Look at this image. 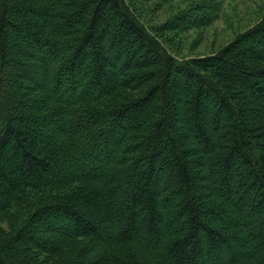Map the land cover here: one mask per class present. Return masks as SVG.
<instances>
[{"label":"trees","instance_id":"obj_1","mask_svg":"<svg viewBox=\"0 0 264 264\" xmlns=\"http://www.w3.org/2000/svg\"><path fill=\"white\" fill-rule=\"evenodd\" d=\"M135 1L0 0V264H264V17L179 59Z\"/></svg>","mask_w":264,"mask_h":264},{"label":"rangeland","instance_id":"obj_2","mask_svg":"<svg viewBox=\"0 0 264 264\" xmlns=\"http://www.w3.org/2000/svg\"><path fill=\"white\" fill-rule=\"evenodd\" d=\"M142 19L153 31L166 22L175 21L183 11L191 8L196 17L205 15L210 22L185 23V28L160 35L165 48L179 59L207 56L218 51L239 33L255 25L264 17V0H150L139 2ZM201 4L203 13L194 8ZM207 9V10H206ZM22 222L19 212H0V228L8 230L11 224Z\"/></svg>","mask_w":264,"mask_h":264}]
</instances>
